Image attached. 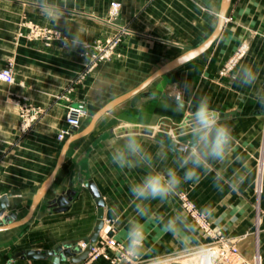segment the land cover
I'll use <instances>...</instances> for the list:
<instances>
[{
  "label": "crops",
  "instance_id": "1",
  "mask_svg": "<svg viewBox=\"0 0 264 264\" xmlns=\"http://www.w3.org/2000/svg\"><path fill=\"white\" fill-rule=\"evenodd\" d=\"M111 1L66 0L70 26L73 30L79 26L86 40L118 29H124V37L115 59L80 76L69 94L56 98L80 73L85 57H81L80 49L69 53L59 44L43 48L27 42L18 34V24L23 19L49 24L62 33L63 22L46 20L32 0H0V66L10 63L14 76L10 86L0 82V198H6L2 216L9 215V222L26 218L52 174L63 144L70 137L58 138L66 127L68 106L83 105L84 115L77 127L84 129L108 101L137 86L179 54L202 44L218 24L223 0H114L119 12L109 24L106 13ZM209 5L219 10L210 11ZM239 46H244L245 52L231 68L230 76H225V63ZM189 59L112 106L91 131L70 142L31 217L0 229V264L9 260L10 264H55L47 257H12L29 249L53 251L87 239L96 220L94 197L84 185L87 180L95 183L103 198V228L110 226L112 235L124 246L129 220H139L145 231L141 260H170L172 235L162 231L155 218L173 214V196L167 202H149V219L137 217L130 204L129 185L147 169L121 170L112 164L109 141L135 131L145 148L155 153L157 143L171 137L167 131L157 133V124L170 129L179 126L173 116L181 113L170 106L169 95L173 84L184 81L191 85L186 100L190 99L194 106L196 99L207 95L222 122L231 128L234 143L223 164L214 163L208 174L182 184L179 190H189L200 211L210 209L207 216L213 227L234 238L240 254V261L234 264H249L256 255L264 264V109L256 103L251 88L240 87L232 78L238 63H250L259 69V80L264 83V0H229L219 36ZM9 92L41 109V116L26 131L18 127L17 107ZM155 163L161 166L159 161ZM167 163L175 166L171 157ZM218 169L227 179L239 176L243 182L235 189L228 184L217 186L213 178ZM178 172L183 174L182 170ZM67 190H73L74 195L66 210L58 211L49 205ZM113 205L121 210V223L115 226L110 223L109 208ZM67 263L73 264L68 259L58 264Z\"/></svg>",
  "mask_w": 264,
  "mask_h": 264
},
{
  "label": "clouds",
  "instance_id": "2",
  "mask_svg": "<svg viewBox=\"0 0 264 264\" xmlns=\"http://www.w3.org/2000/svg\"><path fill=\"white\" fill-rule=\"evenodd\" d=\"M32 5L48 21L59 24L63 22L64 32L61 34L60 43L63 51L69 53L83 49L87 61L88 41L82 35L79 26H70V20L66 16L67 3L60 0H32ZM210 11H218V6ZM218 19V17H216ZM234 82L243 88H251L256 103L264 109V83L259 80V69L250 63H238L233 71ZM191 85L184 81L183 84H173L170 91V106L178 113L184 114L181 131L184 142L169 137L157 143L155 153L149 152L144 145L140 134L135 131L118 136L109 141L110 159L112 164L121 170L136 168L147 169L139 180L129 185L131 194L130 204L139 218L149 219L151 209L149 202L159 200L167 202L181 187L189 181H198L202 175L212 170L214 163L223 164L229 157L234 143L231 128L222 122L219 111L211 106L210 98L201 95L195 100L194 106L191 100H186L185 94ZM172 158L173 166H168L169 158ZM160 162V167L156 166ZM179 170H182L181 175ZM214 183L222 187L228 184L235 189L243 182L242 177H234L229 180L223 174L222 169L216 170ZM111 221L114 226L121 223V210L113 205L109 208ZM210 209L205 207L203 215L209 214ZM161 230L177 237L183 246V258L196 260L193 264H214L213 258L203 255L201 247L195 239L198 226L190 220L187 214L177 211L168 217L155 218ZM188 239L185 240L184 237ZM145 247L144 224L139 220L130 219L125 235V242L119 253L122 264H137L143 255Z\"/></svg>",
  "mask_w": 264,
  "mask_h": 264
},
{
  "label": "rangeland",
  "instance_id": "3",
  "mask_svg": "<svg viewBox=\"0 0 264 264\" xmlns=\"http://www.w3.org/2000/svg\"><path fill=\"white\" fill-rule=\"evenodd\" d=\"M112 2L118 3L117 1L113 0L109 3V7ZM108 10L106 13V19L108 23L111 24L114 22L115 18L118 15L119 7L117 14L114 15L113 17L109 16ZM18 29H19V33H18L19 36L24 37V39L29 43L39 44L43 48H50L54 44H59L60 46H62L60 43L62 32L59 29L49 24H42L36 21L23 19L21 22H19ZM118 31L119 29L112 33H108L107 35H104L102 37H95L87 40L88 51H87V61L85 62V65L83 66L80 73L75 78H73L72 82L68 84V86H66L65 89H63L61 93H59L56 96V98L64 96L65 93L69 94L68 92L71 90L72 86L74 85L76 80L80 78V76L92 72L100 63L112 61L118 56V52H119L118 49L119 46H121V44L118 43L117 45L113 46L112 43L111 45L112 49L114 48L115 49L109 53V58L97 62L96 65H94V67L90 71L87 72L84 71L85 66L89 65V63L90 64L93 63L92 60L93 56L99 53L101 49H103L104 51L110 50L109 47H111L110 46L111 42L108 43L106 40L110 37L114 38ZM79 52L81 57H85L83 55L84 53L83 49H80ZM244 52H245L244 46H239L233 52V54L230 56V59H228V62L225 63V67L223 68L222 72L224 73L225 76H230L231 68L234 66L236 61L241 56H243ZM0 67L1 68L7 67L12 72V66L10 63H7ZM1 81L2 80H0V82ZM3 82L4 81H2L1 83L5 84ZM13 83L14 81L12 83H6L5 85L10 86ZM2 84H0V88L2 87ZM9 94L10 97H13L12 95L13 93L9 92ZM56 98H54V100H56ZM12 102L17 107L18 127L20 130L26 131L41 116V109L35 105H31L25 99L22 98L19 99L13 97ZM2 110L3 107L2 104L0 103V111ZM173 117H174L173 121L179 126H177L174 129H170L168 126L157 124L156 126L157 133L161 134V131H167L169 134H171L172 138L174 139L176 138L179 141H184L185 138L183 137V133L181 131L182 125H180L183 121V114L181 113L180 115ZM174 201H175V205H173V214L179 210L187 214L188 218L194 221V223L198 226V231L195 234V239L198 242V245L201 247L202 253L205 257L213 258L214 264H234V262L240 261L239 259L240 254L236 242L233 241L234 238L228 237L222 230L213 227L209 217L207 215H203V212L200 211V209L196 206L195 200L191 196L189 190L186 189L178 190L173 195V202ZM102 229L104 230L100 232L97 240L92 244V250L89 253L87 259L82 262L73 263V264H122L119 253L122 250L123 245L119 242V239H117L115 235H112L110 226H106L105 228ZM87 239L81 242L80 244L81 247L82 244L85 245ZM184 239L187 240L188 237L185 236ZM230 246H235L236 248L235 253L231 252ZM195 260H196L195 257L191 259L183 258V246L177 237L172 236V253L170 260H168L167 262H163V261L151 262L147 260L142 261L140 257L137 264H193ZM249 264H260L259 256L256 255L254 257V260H252V262H249Z\"/></svg>",
  "mask_w": 264,
  "mask_h": 264
},
{
  "label": "water",
  "instance_id": "4",
  "mask_svg": "<svg viewBox=\"0 0 264 264\" xmlns=\"http://www.w3.org/2000/svg\"><path fill=\"white\" fill-rule=\"evenodd\" d=\"M229 0H223L221 4V9L219 12V19L218 24L214 30V32L200 45L190 48L186 50L185 52L179 54L166 64H164L162 67L157 69L155 72H153L150 76H148L145 80H143L140 84L133 87L132 89L128 90L127 92L111 99L108 101L105 105H103L90 119V122L88 125L82 129L78 130L77 126H71L70 127V137L64 142L63 147L61 149L59 158L57 160L56 166L52 172V174L49 176V178L46 180L44 186L40 189L38 195L36 196L33 204L31 205L30 211L26 218L23 221L28 220L31 217V214L39 202V199L44 194V192L47 190L51 182L53 181L54 175L60 166L62 159L65 155L66 149L71 141L74 139L81 137L85 134H87L91 129L93 128L94 124L98 120V118L105 113L108 109H110L112 106L116 105L117 103H120L133 95L137 94L138 92L142 91L151 81L156 79L157 77L161 76L162 74L166 73L167 71L173 69L176 67L179 63H181L184 60H187L191 57H194L198 53L204 51L220 34L223 24H224V15L227 9V4ZM84 185L87 186L91 192V194L94 197V202L96 205V220L93 227L92 232L89 234L87 242L83 247H81L80 244L74 243V244H65L63 246L57 247L56 250L53 251H47V252H40L38 250H26L24 253H18L15 254L12 259H15L16 257L25 258L26 256L32 257V258H48L51 262L58 264L60 261L68 259L71 263H78L82 262L87 259L89 253L92 250V244L97 240L103 225H104V201L101 197L95 183L92 180H87L84 182ZM74 195L73 190H67L64 194H59L53 201L49 202L50 206L55 207L54 209L58 211L66 210L68 208V204L70 200L72 199ZM4 202H6L5 197L0 198V216L3 215V207ZM7 203V202H6ZM9 215L2 216V224H0V229H6L10 226H14L17 224H20L23 221H17V222H9ZM11 260L7 264H10Z\"/></svg>",
  "mask_w": 264,
  "mask_h": 264
},
{
  "label": "built area",
  "instance_id": "5",
  "mask_svg": "<svg viewBox=\"0 0 264 264\" xmlns=\"http://www.w3.org/2000/svg\"><path fill=\"white\" fill-rule=\"evenodd\" d=\"M118 7H119L118 3H116V2L111 3L109 10H108L110 17H113L114 15L117 14ZM123 37H124V29H119V31L117 32V34L115 35L114 38L110 37L106 41L108 43L111 42L110 46L112 45V43H113V46H115L118 43L119 44L122 43ZM98 43H97V45H98ZM109 48H110V50L104 51L103 49H101L99 53L95 54L93 56V59H92L93 63L92 64L89 63V65H86L84 68V71L85 72L90 71L94 67V65H96L97 62H100L101 60L106 59V58L108 59L109 53L115 49V48L112 49V46ZM0 80L4 81L6 83H12L14 81L12 72L9 68H7V67L1 68L0 67ZM68 89H70V88H68ZM83 115H84L83 105L80 104L77 107L72 106V105L68 106L66 114H65L66 127L64 129H62L61 132L59 133V135H58L59 139H62L66 135L70 134V127L71 126H78L80 119ZM83 246L84 245L82 244V247ZM230 250L232 253H235L236 252L235 246H230Z\"/></svg>",
  "mask_w": 264,
  "mask_h": 264
},
{
  "label": "bare ground",
  "instance_id": "6",
  "mask_svg": "<svg viewBox=\"0 0 264 264\" xmlns=\"http://www.w3.org/2000/svg\"><path fill=\"white\" fill-rule=\"evenodd\" d=\"M175 132V131H174Z\"/></svg>",
  "mask_w": 264,
  "mask_h": 264
}]
</instances>
